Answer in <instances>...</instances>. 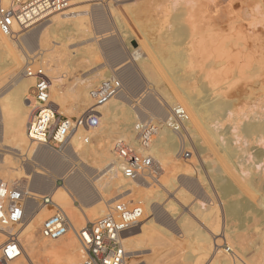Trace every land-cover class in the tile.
Segmentation results:
<instances>
[{
    "label": "bare ground",
    "instance_id": "1",
    "mask_svg": "<svg viewBox=\"0 0 264 264\" xmlns=\"http://www.w3.org/2000/svg\"><path fill=\"white\" fill-rule=\"evenodd\" d=\"M241 1L244 7L246 1L250 3L249 0L245 2L244 0ZM12 2L13 0H2L3 5H9ZM77 2H81V0ZM143 2H146V0L118 2L114 5L108 4L106 7L98 3L90 5L91 7L89 6L90 8L87 7L88 9L86 8L85 10H82L84 9L82 6V9L76 8V11L72 9L62 13H56L51 19L47 18L48 20H43L44 18L37 20L28 30H21L17 25H14L13 34L9 37L4 36L0 32V141L8 145L9 150L13 152V154L15 153L19 157H25L29 162L41 161L42 164L55 169L57 172L62 171L60 176H62L65 184L63 185L64 187H60L58 185L59 179H52L55 177L49 176V174L44 171L34 170L33 180H31L29 187H27L28 189L24 190L22 188H17L23 193L29 194L31 196L30 198L36 200L37 198L41 199L45 196H50L53 200V204L52 206L42 205L33 199H27L25 220L21 230L16 229V227L6 228L0 225V249L6 241L7 234L17 233L20 236L22 251L15 260L8 264H81L84 252L77 239L76 231L84 229L86 224L91 222L93 218L97 219L103 216L109 207H111L112 202L119 199L122 195H129L127 197L128 199L142 203L148 215L145 220L141 221L142 223H140L137 228L127 232L124 236V248L128 252L130 258L136 256L138 253H143L142 250L141 252L137 250L139 246H141L139 243L140 232L143 231L145 225H152L154 218L165 219L162 215L163 212L161 213L162 210L160 211L158 208L157 199L159 200V197L163 196L161 194L162 190L176 189V185L179 182L182 183L183 186L195 188L198 198L201 199L198 201L199 207L197 214L205 222H212L211 227L213 230L209 232L212 236L204 232L199 233L198 242L200 245L199 248L197 247V251H199V259H196L198 260L197 262H203L201 259L204 258L205 260V257L211 254V264H248L239 256V251L236 250L237 247H233V245H235L234 240L241 239L239 233H237L238 231L231 229L219 231L217 224L220 217V209H218L214 199L206 200V191L203 187L204 181L200 177V171L192 162V158L177 162L173 157L172 150L179 149L178 157L181 158L183 150L187 147L184 132L194 135L202 142V147L199 150L201 154L205 151L207 153L212 151L213 145H217L221 148L222 169L219 170L215 167L213 169V177L219 187V199L223 206L225 217L240 220L241 224H244L246 216L248 215L247 213L254 210V206L250 203L251 201L249 202L250 199L247 200V198H245L247 193H245V190L248 191V189H251L256 193L261 182H263L262 185L264 189V0H252L253 4L251 3L249 8L246 7L251 11L250 13L248 11V16L243 14L240 17L234 18V11L239 8L238 6L243 9V6L241 4L236 6L233 0H160L156 5H153L158 11H170L181 6L182 11L187 10L185 11L186 15L188 11L191 12L189 13L188 24L193 32L196 31L198 27L201 28L200 24L205 23L207 25H205L207 29L205 28L206 30L203 33L195 35L197 38L194 39H198L197 43L195 41L196 46L194 47L195 44L193 45L194 48L192 47L190 51V57L184 59L185 61L191 59L188 60L187 63V65L189 64L192 68L189 70V82H194L197 79L202 80L203 90L206 92L207 97L205 99L204 96L205 100H198L197 97H193L188 90L187 92L183 91L181 94H174L175 96L171 95L166 97L167 102H162L160 98L155 97V94L148 93L142 98V102L139 104L138 108L130 106L133 109H129L130 107L128 106L129 108H127L125 106L126 103H124L128 100L124 87L127 86L131 79L129 75L126 74L127 72L125 70L126 73L123 72L121 75L98 70L93 73V76L91 75L92 77H87L83 79V81L77 80L72 84L66 85V77L61 75L64 70L61 63L63 62L62 55H64V53L61 50H57V48L56 50L55 48L53 49V46L49 47L53 42L51 40L52 35L55 36V34H53L55 32L54 27L56 28L58 24H64L63 22L69 18H77L81 21L84 20V23L87 19L93 18L100 32L111 31L113 23L119 22L120 24L121 13L123 15V12L126 14L132 13L138 10L140 4H143ZM67 5L69 6V4ZM193 12H195V14L197 12L198 15H194ZM180 17L182 18L184 16ZM231 17L233 20L240 18V22H246L245 26L242 27V33L238 35L233 34L234 36L232 35V37L223 39L222 36L217 33L218 31L216 32L213 30V26L216 24L217 19L228 20ZM180 22L183 24V21ZM78 23L79 25L83 24V22L80 23V21ZM87 26H89V24ZM88 28L90 29L91 26ZM184 28L182 26L180 31L177 29L180 36L177 32L176 34H178L180 38H184V36L187 35ZM201 30L202 29H200L199 32H201ZM187 32L189 35L188 29ZM92 34L93 33H90L89 36H87L88 38L84 43H92L95 47L96 44L101 45V43H99L101 40L100 36L98 37ZM105 35L106 38L102 36V39L106 47L103 48L104 46H101V49H106L109 44H113L114 49H116L117 47H115L114 44L116 45L119 43V38L113 35L107 38L108 34ZM59 43H56L57 47ZM90 47H92V45H90ZM111 47L110 49H112ZM119 48L116 51H122ZM24 49H26L28 53ZM92 49L93 48H90V51ZM35 50L36 52L37 50L40 51L42 62H44V58L48 60L43 64L45 65L44 69H46V72L51 73V76H49L51 83L49 98L52 108L62 114L67 113V115H74V112H80L83 107L88 106V112L94 111L100 116V126L96 129L99 130V137V134H91L92 132L90 130L84 128L87 132H91L85 133V130L82 129L83 127L77 126L76 130L71 134L70 143L64 149V152H59L53 148L30 142L27 135V124L35 107L33 106L29 92L31 86L35 84V80L26 76L24 68L30 64L34 65V63L37 62L36 60L38 59L37 56L39 53L36 55L29 54V52L32 53ZM28 54L31 56L35 55L36 57H30ZM117 55L120 56L123 54L117 52ZM117 55L116 57H118ZM177 55H179V57L181 56L180 54H176V56ZM185 55L188 56V54ZM131 56L133 61H139L141 64L147 60L146 57L151 58V55L148 56L143 48H141V45L140 48H134L132 50ZM121 57L122 56H120V58ZM150 58H148V60ZM183 58L180 59L183 61ZM180 59L179 61L181 62ZM38 60L41 61L40 59ZM123 60L122 62L124 63L125 59ZM23 63H25V65L20 68L21 70L18 69L11 72L19 64L21 65ZM166 63H169V61ZM183 65H186V62H184ZM139 66L141 65L139 64ZM153 66L154 65H152V67ZM166 68L168 69V67ZM149 70L147 69V71ZM5 74L8 75L4 76L1 80V76ZM150 74H152L151 70ZM150 74L148 76H151ZM114 76H117L118 80L121 82V89L107 104L96 107L94 101L91 100V92L99 88L100 81L103 82L104 80L113 79ZM152 77L153 76H151L150 79ZM240 82L244 83V85H241L244 86V89L240 90L243 87H239L240 89L236 90L235 87V91L232 89L235 93H230L229 90ZM3 85L7 87V89L5 88L6 90ZM2 88L4 89L3 93ZM187 88L188 87L185 89ZM190 91L192 90L190 89ZM255 91L258 94L256 98L253 96ZM151 92H153L152 89ZM6 94H8V97ZM212 97L213 99H211ZM70 98L73 99V105L70 109H66L65 105ZM177 106L182 107L186 112L188 111V121L184 122L181 128H175L172 125L173 117L170 110L175 109ZM189 114L192 118L191 122H189ZM149 118L151 119L150 121H148ZM155 118L161 120L160 122L164 125L155 129L158 138L149 152L154 158L155 165L160 175L163 174L164 176L163 178L159 177L162 179L159 181L153 180L151 176H145L141 182H129L121 174V169L115 157L113 146H115L117 142H124L127 145L136 146L138 144L135 131L137 124H151L150 122H153ZM118 120L121 122H119V130L111 129L108 135L102 132L105 125L116 124ZM228 123L230 124L228 126L231 127L229 128L231 130L229 131L227 128L230 132V135L228 134L230 137L227 136L228 139H226L227 133H218V130ZM225 140H227L226 144ZM91 142H98L101 145V151L99 150L100 148L96 152L91 151L90 149L94 148L93 145L92 147L90 146ZM233 142H235L236 145L240 143V145L234 147ZM245 145H248V147L244 148ZM254 148H258L255 153H253ZM92 153H94L92 156L94 159L93 165L89 164L86 160L88 155L91 157ZM245 155L249 156L246 160L244 159ZM240 159H242V161H240ZM70 161L77 162L76 164L74 163L77 168L74 167ZM66 163L67 166L68 164L72 166V169H69V167L65 169ZM15 166V159L14 162L10 158L0 161V178L8 184H13L17 179L19 180L23 176V173L21 174L17 166ZM174 172L182 173L179 176L181 179L176 181ZM221 172L224 176H221ZM253 172L256 173L253 174ZM194 174L198 175V180L193 179ZM155 187L162 189L157 190ZM182 189L180 188V191L177 189V191H179L178 195L180 196V198L178 196V199H184L185 201L186 198L188 199V195L184 193ZM105 191H112L114 196L107 198L105 196ZM248 194L250 193L248 192ZM76 200L86 208H92V216H89L88 212L77 207L74 204ZM169 205L171 206L173 204ZM58 209L65 211L73 224L72 234L74 237L68 242H65L67 235L59 240L50 241L42 238L40 233L41 221L54 214ZM148 217H152V219L148 221ZM82 218L85 220L84 224H81L83 222ZM146 228L149 229V227ZM150 229L153 232V229ZM218 236H222L224 245H226V247H231L230 250L226 251L222 249L219 251V247L222 246L221 243L223 240L220 238L216 242H213V237ZM240 247L242 248L241 252H243V249L246 251L243 242H240ZM247 261L251 263L252 260L250 261L247 259ZM129 263L128 261V264ZM194 263L196 264L195 261ZM253 264L255 263L253 262ZM257 264H264V262H259Z\"/></svg>",
    "mask_w": 264,
    "mask_h": 264
},
{
    "label": "rangeland",
    "instance_id": "2",
    "mask_svg": "<svg viewBox=\"0 0 264 264\" xmlns=\"http://www.w3.org/2000/svg\"><path fill=\"white\" fill-rule=\"evenodd\" d=\"M77 1L76 0H74V1L69 0L68 1L69 6H67L64 10H62L60 12L62 13V12L72 10V9H73V11H76L78 8H80V9L84 8L82 10H85L90 5L98 4V3L103 4L105 7L108 6V4H105V3H102V2H99L96 0H81V2H77ZM152 1L148 0V2H149L148 3L146 0V2H143V4H140L138 10L133 11L132 13L126 14L125 12H123L124 15L121 13L122 16H121L120 24H119V22L113 23V26L111 27V31H107L108 33L102 32V31L100 32L98 30L99 27L97 28V26H96L97 23L95 22V19H93V18L87 19V21L85 20L86 21L85 23L90 22V23H88L89 26H87L88 24L84 23V20L81 21L80 19H77V18L76 19L69 18L63 22L64 24L56 25V28L54 27L55 32L53 33V34H55V36L52 35L51 40L53 42L50 44L49 47L53 46L52 47L53 49L55 48V50H56V48H57V50H61L64 53V55H62L63 56V58H62L63 62H61L62 66L64 67V70H63V73H61V75L66 77V80H67L66 85L72 84V83H74V81H77V80L83 81V79H86L87 77H92L93 73H95L98 70H100L102 72H108V73L113 72L114 74L116 73L117 75H121L123 72L126 71L127 73L126 72L125 73L127 75H129V77L131 79V80H129L127 86L124 87L126 94H127V98H128V100H126L124 102V103H126L125 106L127 108H129L130 106L138 108L139 104L142 102V98H144L148 93H153V94H155V97L160 98L162 100V102H167L166 97H169L171 95L173 96L174 94L175 95L181 94L183 91L187 92V90H188V92H190L193 97H197L198 100H205L207 97H206V92L203 90L202 80L197 79L194 82H189L190 81L189 70H191L192 68L190 67L189 64L187 65V63H188V60H191V59H188L187 61H185L184 59H186V57L187 58L190 57L189 56L190 51L192 50V47L195 44V41L197 43L198 39L195 40L197 38V37H195V35H199V33H203L207 29V27H206L207 25L205 23H202V24H200L201 28L198 27L196 29V31L193 32L192 29L190 28L189 24H188L189 23V20H188L189 13H191V12L188 11V14L186 15L185 11H187V10L182 11L181 6L176 7L170 11H160V10L158 11L157 9H155V7L153 5H156L157 2H159L160 0H152ZM233 1H235L233 3L236 4V6L241 4L243 6V9H244L243 10L240 6H238L239 8H237L233 13V15H234L233 18L234 17H240L243 14L244 15L246 14V16H248V14L251 12L248 8L250 7L251 3L253 4L252 0H249L250 3L247 2L246 0H244V2L246 1L245 7H244L241 0H233ZM151 2H152V4H151ZM246 4L249 6H247ZM111 5H114V4H111ZM246 7H248V8H246ZM248 11H249V13H248ZM60 12H56V13H60ZM56 13H54V14H56ZM183 13H184V15H183ZM193 13H194V15L197 14V12H196V14H195V12H193ZM54 14L49 16L48 19H51ZM180 14H182V15H180ZM123 16H125V17H123ZM180 16H184V17H182L184 19H182ZM179 18H181V19H179ZM233 18L231 17L228 20L217 19L216 24L213 26V30H215L216 32L218 31L217 33H219L223 39H226L227 37H232L233 34L238 35V34L242 33L241 32V31H243L242 27L245 26L246 22L242 23V21L240 22V18L235 19V20H233ZM48 19H46V20H48ZM73 19H74V21H73ZM92 20H93V22H92ZM79 21H80V23L83 22L82 25L80 24L81 26L78 23ZM180 21H183L182 22L183 24H181ZM75 24L77 25V27ZM85 25L87 28L85 27ZM181 25L183 26V28L185 26L184 29H185V32L187 35H188V32H187V29H188L189 35L188 36L186 35L187 37L186 36H184V38L179 37L180 34H179V32H177V29H178V31H180V29L182 28ZM90 26H91V28L89 29L88 27H90ZM200 29H202L201 32H199ZM233 29H235V30H233ZM56 30H58V31H56ZM176 32L179 34V36H178V34H176ZM90 33H93L92 35H94V36H98V37L100 36L101 40L99 41V43H101V45L95 43L96 44V47H95V45L92 43H87V44L84 43V41L88 38L87 36H89ZM109 33H110V35H109ZM113 33H115V34H113ZM105 34H108L107 38L112 37V35L119 38V43H117L116 45L114 44V46L117 47L116 49H114L113 44L107 45L106 49H101L102 48L101 46H104V44H103L104 40L102 39V36H103V38H106ZM55 38H57V39H55ZM54 41H55V44H54ZM56 43H59L58 47H57ZM90 45H92V47H90ZM111 45H112V47H111ZM117 45H119V46H117ZM140 45H141V48H143V50L145 51V53L148 54V56L151 55V58L146 57L147 60L145 62H142V64L139 61H133L132 56H131L132 50L134 48H137V49L140 48ZM195 46H196V44L194 45V47ZM105 47H106V45L103 48H105ZM110 47L112 49H110ZM119 47H121V48H119ZM87 48L89 49V51H90V48H93L92 49L93 51L91 50L89 52ZM118 48L122 51H119V50L116 51ZM187 48H188V50H187ZM183 49L184 50L186 49V50L184 51ZM24 50L28 53V51L26 49H24ZM109 50H113V51H109ZM117 52L118 53L121 52V54H123V55H120V56H122L121 58H120V56L117 55ZM183 52L185 54H188V56L185 55ZM114 53H115V57H114ZM29 54H35V55L38 54L39 57L37 56V58L41 60L42 55L40 54V51L37 50V52H36V50H35L32 53L29 52ZM29 54H28V56H30V57H33V56L36 57L35 55L31 56ZM176 54H180L181 56L179 57V55H177L178 56L177 57ZM40 55H41V57H40ZM116 55L118 57H116ZM148 58H150V59L148 60ZM180 58H183V61ZM38 59L36 60L37 62L34 63V65H33L34 69H36V70L40 69V68L44 69L45 65L43 63L48 61V60H46L47 58L43 59L44 62H42V60L39 61ZM118 59H119V61H118ZM123 59H125L124 63L122 62V61H124ZM179 59L181 60V62L183 64H184V62H186V65H183L179 61ZM168 61H169V63H166ZM119 62H121L122 64ZM134 62H136V63H134ZM139 64L141 66H139ZM169 64H171V65H169ZM24 65H25V63H23L21 65L19 64L11 72L24 67ZM120 65L123 67H121ZM148 65H151V66H148ZM152 65H154V66L152 67ZM165 66L168 67V69ZM184 66H188L189 69H188V67H184ZM124 67H126V68H124ZM144 68H146V69H144ZM140 69L141 70L143 69L142 70L143 72ZM147 69L148 70L150 69L152 74H150V70L147 71ZM152 69L153 70L155 69V70L153 71ZM120 70H122V71H120ZM132 70L134 71V73ZM45 71H46V69H45ZM146 71H147V73H146ZM46 73H47L48 77L51 76V73H48V72H46ZM113 73H111V74H113ZM8 74L1 76V80L3 79L4 76H6ZM131 74H132V76H131ZM149 74L151 76H153L152 78L154 80L152 78H151L152 80L150 79L151 76H148ZM135 76H137V77H135ZM114 78L118 80L117 76H114ZM138 82H141V83H138ZM7 83H8V81H7ZM99 83L101 84L102 82L100 81ZM99 83H98V85H99ZM179 84H180V86H179ZM187 85H189V86H187ZM241 85H244V83L240 82V83L236 84V86L232 87L229 90V92L235 93L234 92L235 87H236V90L240 89L239 87H243L240 89V90H243L244 86H241ZM3 86H4V89L5 88L7 89V87H6L7 84H6V86L5 85H3ZM179 87L180 88L182 87V88L180 89ZM186 87H188V88L185 89ZM189 87L192 91H190ZM4 89L2 88V90H3L2 93L4 92ZM146 89H147V91H146ZM151 89L153 92H151ZM128 92H129V94H128ZM142 93H144V94H142ZM0 94H1V91H0ZM6 95L8 97V94H6ZM204 96H205V99H204ZM253 96H255V98L258 97V94L256 91L254 92ZM211 99H213V97ZM138 100H140V101H138ZM49 101H50V98H49ZM50 105H51V103H50ZM72 105H73V99L70 98L67 101L65 108L70 109ZM131 107L129 109H133ZM170 111H171V115H172V109ZM86 112H88V106L83 107V109L80 110V112L79 111L74 112V115H67V113H65V114L60 113V114L63 117L75 122ZM150 118L148 121L151 120ZM191 120H192V118L190 115V121L189 122H191ZM160 121L161 120H158L157 118H155L152 123L157 125L158 128H160V126L164 125ZM119 122H120V120H118V122L116 124L105 125L102 132L105 133L106 135H108V134H110L111 129L119 130L120 129L119 124L121 123V122L120 123ZM228 125H230V124L228 123V124L224 125V127L222 126L221 128H219L218 133H222V134L227 133L226 137L227 136L230 137L229 131L231 129H229V128H231V127ZM227 128L229 129V131ZM82 129H84V128H82ZM86 129H84L85 131L83 130L85 133H91L92 132L91 134H96V135L99 134V130L87 132ZM184 135H185V139L187 142V147L183 150L181 158L178 157L179 149L172 150L173 157L175 158V160L177 162H180L181 160H189L192 158V162L196 165L197 169L200 171V177L204 181L203 187H204V190L206 191V196H207L206 200L214 199V201L217 204L218 209H220V215H219L220 217H219L218 224H217L219 231L221 232L222 230H225V229H231V230L238 231L237 233H239L242 241L240 238H239L240 240L235 239L234 240L235 245H233V247H235V248L237 247L236 250L239 251L238 252L239 256L243 260H245L248 264H251V263L253 264V262L255 264H257L259 262H264V189H263V185H262L263 182H261V184H260L262 189L260 186L258 187V191H257L258 193L257 192L255 193L254 190L252 191L251 189H248V191L245 190V193L247 192L245 195V198H247V200L250 199L249 202L251 201L250 203H252V205L254 206L253 207L254 210L252 212L249 211V213H247L248 215L246 216V220H245L244 224H241L240 220H234V219L226 218L225 214H224L223 206H222L221 201L219 199L220 198V193L218 190L219 187H218V185H217V183L213 177L214 176V170H213L214 167L216 169H219V170L222 169L223 164H222V159H221L222 158L221 148L217 145H213L212 151H209V153H207L205 151L204 153L201 154V153H199V150L202 147L201 146L202 142H200L194 135H190L187 132H184ZM99 136H100V134L98 135V137ZM228 137L226 139H228ZM157 138H158V136L155 138V141L157 140ZM113 143H114V141H113ZM226 143H227V140H225V144ZM2 144L3 143H1V141H0V161H3L6 158H10L14 162V159H15V165L19 169L18 171H20L21 174L23 173L22 174L23 176L21 177V179H19V180L17 179L18 181L16 180V182H14L13 184L9 183V185L11 187L22 188L24 190H27L28 189L27 187H29L31 180H33L34 170L44 171V172L48 173L49 176H52V177L54 176L55 178H52V177L51 178L52 179H59L58 185L60 187H64L63 186V185H65L64 180L62 179V176H60L62 171L57 172L55 169L50 168V167L42 164L41 161H30L29 162V160H26L25 157H19L15 153L13 154V152H11L9 150L8 145H6V144L2 145ZM233 144H234V147L240 145V143H238L236 145L235 142H233ZM92 145L94 146V148H91ZM4 146H5V148H4ZM90 146H91L90 147L91 149L90 148L89 149L93 152L94 151L96 152L101 147V145L98 142H91ZM247 147H248V145H245L244 148H247ZM99 150L101 151V148ZM257 150H258V148H254L253 153H255ZM56 151H58V150L56 149ZM59 152H64V150H60ZM93 154L94 153H92L91 157L93 156ZM91 157H89V155H88L86 160L89 164L93 165L94 159H93V157L92 158ZM248 158H249V156H246V155L244 156L245 160ZM97 159H98V157H97ZM240 161H242V159H240ZM70 163H72L74 165V163L76 164L77 162L70 161ZM247 163L250 164L249 162H247ZM68 167H69V169H72L71 168L72 166H70L69 164L67 166V163H66L65 169H67ZM74 167L77 168V166H75V165H74ZM255 173L256 172H253V174H255ZM174 174H175V180L176 181L181 179L179 176L182 173L174 172ZM195 175H197V174L193 175V179L198 180V178H199L198 175L197 176H195ZM163 176L164 175L162 174L159 177L163 178ZM221 176H224L222 174V172H221ZM159 180H162V179L158 178V181ZM153 185H156V184H153ZM156 187H155V189H157V190L162 189V188L159 189ZM190 187L191 186H188V187L183 186L182 183L179 182L176 185V189L172 188V189L162 190L161 194L163 196H160L159 200L157 199V203H158V208L160 211L162 210L161 213L163 212L162 215L164 216L165 219H162V218L161 219H155L154 218L152 225H145V228L149 227V229L143 228V231L140 232L139 243L141 244V246H139V248L137 249L139 252H141V250H142L143 253H138V254H136V256L131 257L129 259V262H130L129 264H136V263L137 264H195L194 261L196 262V264H201V263L202 264H211L212 263L211 262V259H212L211 254L209 256L205 257V260H204V258L201 259L203 261L201 263H198L197 262L198 260H196L198 258V255H199V251H197V247L199 248V245H200L198 242L199 233L204 232V233H208L209 235L212 236V234H210L209 232L212 231L213 229L211 227L212 222L211 223L205 222L197 214L198 213L197 212L198 207H199L198 201H200L201 199L198 198V194H196L195 188H192V187L190 188ZM180 188L181 189L184 188L182 190L184 191V193H186L188 195V199L186 198L185 201H184V199H180V200L178 199V196H179L178 192L180 191ZM177 189L179 191H177ZM248 192L252 196L250 194H248ZM173 193H175V194H173ZM105 196L107 198H111L114 196V193L112 191H110V192L105 191ZM246 196H248V197H246ZM179 198H180V196H179ZM37 200H39V203L41 202L40 199L37 198ZM74 204L77 207L83 209L85 212H88L89 216H92L91 215L92 214V208H86L84 205L79 203L78 200H76ZM169 204H173V205L170 206ZM220 204H221V206H220ZM172 212H174V213H172ZM147 216L148 215L145 212L142 220H145V218ZM152 217H148L149 218L148 221H150L152 219ZM46 218H48V217H46ZM46 218H44L43 221ZM94 220H96V218H93V220L91 222H93ZM43 221H41L40 225H42ZM82 221L83 222L81 224H84V222H85L84 218H82ZM91 222H88L87 224H90ZM22 227H23L22 225L17 226L16 229L21 230ZM81 228H82V226H81ZM150 228L153 229V232L151 231ZM72 233L73 232H69V234L66 236L65 242H68L70 239H72L74 237ZM145 233H147V234H145ZM144 234L147 236H145ZM215 238H217V239H215ZM220 238L222 239V236L213 237V242H216ZM240 242L244 243V247H245L246 251L243 249V252H241L242 248L240 247ZM221 245L222 246L219 247L220 248L219 251L222 249H225L226 251L231 249V247H226V245H224V240L221 243ZM148 251H149V253H148ZM247 259H249L250 261L252 260L253 262L251 261V263H250L249 261H247Z\"/></svg>",
    "mask_w": 264,
    "mask_h": 264
},
{
    "label": "built area",
    "instance_id": "3",
    "mask_svg": "<svg viewBox=\"0 0 264 264\" xmlns=\"http://www.w3.org/2000/svg\"><path fill=\"white\" fill-rule=\"evenodd\" d=\"M69 0H13L9 5H3L0 0V32L9 37L13 27L28 30L40 19H47L57 11L64 10ZM105 4L130 2L133 0H96ZM61 10V11H62ZM27 77L33 78L29 95L33 102L34 111L27 124V135L33 144L64 150L70 143L71 134L77 126L96 130L100 126V116L94 111L84 113L77 121L63 117L50 105V78L45 69H34L30 64L24 68ZM121 89V82L115 78L104 80L96 91L91 92V100L96 107L107 104ZM172 125L181 128L188 121V114L177 106L172 109ZM151 124H137L135 131L138 138L136 146L117 142L113 148L119 163L122 176L129 182H141L145 176L157 180L160 172L150 154L158 127ZM154 183V182H153ZM122 195L114 200L107 212L87 224L84 229L76 231L84 252L81 264H127L130 256L124 248V236L135 229L144 217V206L140 202L128 199ZM17 188L11 187L0 178V225L6 228L21 226L25 220L26 200L30 198ZM40 204L52 206L50 196L40 199ZM73 232V224L67 213L61 209L46 218L40 229L42 238L50 241L59 240L69 232ZM11 250V252H10ZM22 251L20 236L17 233L7 234L6 241L0 249V264H8L15 260Z\"/></svg>",
    "mask_w": 264,
    "mask_h": 264
},
{
    "label": "snow or ice",
    "instance_id": "4",
    "mask_svg": "<svg viewBox=\"0 0 264 264\" xmlns=\"http://www.w3.org/2000/svg\"><path fill=\"white\" fill-rule=\"evenodd\" d=\"M10 252H11V250H10Z\"/></svg>",
    "mask_w": 264,
    "mask_h": 264
}]
</instances>
